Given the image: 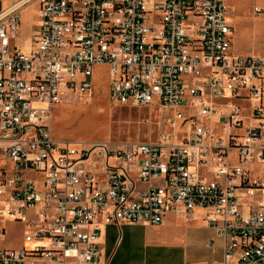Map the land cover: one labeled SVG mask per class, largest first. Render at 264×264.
<instances>
[{
	"label": "built area",
	"instance_id": "1",
	"mask_svg": "<svg viewBox=\"0 0 264 264\" xmlns=\"http://www.w3.org/2000/svg\"><path fill=\"white\" fill-rule=\"evenodd\" d=\"M28 1L0 8V242L8 222L22 229L0 264H103L108 225L157 226L196 208L222 241L205 264H264V194L244 213L240 192L264 186L244 166L264 162V55L232 51L226 0H37L23 52ZM96 65L111 101L154 103L171 130L124 143L54 137L53 106L90 93ZM233 98L257 103L245 116Z\"/></svg>",
	"mask_w": 264,
	"mask_h": 264
},
{
	"label": "rangeland",
	"instance_id": "2",
	"mask_svg": "<svg viewBox=\"0 0 264 264\" xmlns=\"http://www.w3.org/2000/svg\"><path fill=\"white\" fill-rule=\"evenodd\" d=\"M19 13L20 26L15 44L18 50L27 52L31 45V29L39 22L37 0L25 3ZM240 100L234 98L231 102L241 105ZM162 117L154 103L118 104L111 101L107 66L96 65L92 91L72 94L54 105L51 127L54 137L69 141H150L170 129ZM201 218V214H197L190 220L180 219L183 233L179 236L171 228L155 229L145 224L124 222L120 228L116 227L107 243L110 255L116 238L120 236L109 264H140L142 260L149 264H203L219 258L221 252L217 247L220 241L214 240L216 248L207 246L213 233L201 223ZM7 225V238L0 245L20 246L21 225L17 222H8Z\"/></svg>",
	"mask_w": 264,
	"mask_h": 264
},
{
	"label": "crops",
	"instance_id": "3",
	"mask_svg": "<svg viewBox=\"0 0 264 264\" xmlns=\"http://www.w3.org/2000/svg\"><path fill=\"white\" fill-rule=\"evenodd\" d=\"M16 1L18 0H5L4 1L5 3L3 4L2 0H0V8L8 7ZM254 6H260L264 8V0H226L227 15L230 20V26L232 30L231 49L235 53H240V54L251 53V54L264 55V17L255 16L253 14ZM240 101L242 102L241 105L243 108V114L245 116L249 114V108L257 103L256 100H252V99L240 100ZM226 106H228V104L225 103L223 105V109H226ZM250 123H252V120L246 118L245 125H249ZM232 163H236L235 154L232 157ZM244 166L247 169L250 179L264 181V162L255 160L244 164ZM240 192L242 195V211L244 213H248L249 209L257 206L258 202L260 201L261 196L264 194V186L260 187V186L252 185L247 188H241ZM203 213H204L203 209L196 208L188 217L167 215L164 217L161 224L157 226H151V225L148 226L154 227L155 229L171 228L173 229L172 232L175 235L179 236L182 235L183 233L182 226L179 225L180 219L190 220L193 217H195L197 214H201L202 216L201 223L204 226L211 229L213 233V236L209 239L213 241V246L209 248H216L214 243V240L216 238L219 239L220 241V244L217 248L220 250L221 255L219 258L213 259V260H218L222 256V251H221L222 241L219 237L216 236L215 230L206 223V221L203 218ZM120 225L110 224L101 233L100 248H101V262L103 264H109L111 257L114 253L115 247L120 242V236H118L115 240V247L109 255L107 243L108 241L111 240L112 232L116 229V227L120 228ZM140 225H144V224H140ZM140 264H149V263H147V261L145 260H142L140 261ZM171 264H175V263H171Z\"/></svg>",
	"mask_w": 264,
	"mask_h": 264
}]
</instances>
